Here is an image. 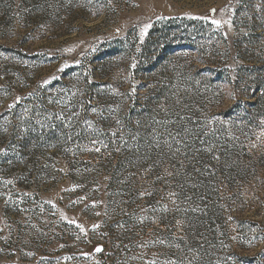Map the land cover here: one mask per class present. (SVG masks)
Wrapping results in <instances>:
<instances>
[{
  "label": "rangeland",
  "instance_id": "374dc122",
  "mask_svg": "<svg viewBox=\"0 0 264 264\" xmlns=\"http://www.w3.org/2000/svg\"><path fill=\"white\" fill-rule=\"evenodd\" d=\"M169 19L193 39L173 55L163 41L147 42L154 24ZM125 37V59L97 78L95 57ZM142 66L148 72L138 76ZM108 89L156 96L152 122L161 127L151 157L136 158L123 177L142 195L154 190L161 209L178 217L125 240L121 264H264V191L246 209L250 233L229 219L181 218L201 210L198 177L215 175L221 155L246 148L248 163L264 156V0H0V264H102L114 255L115 244L97 236L112 210L109 175L96 167L94 142L75 150L74 124L105 116L106 104L113 116ZM56 126L54 136L30 142L34 127L42 134ZM214 179L226 204L230 194ZM250 181L241 183L249 198L258 189ZM157 227L173 241L148 248Z\"/></svg>",
  "mask_w": 264,
  "mask_h": 264
},
{
  "label": "trees",
  "instance_id": "16d2710c",
  "mask_svg": "<svg viewBox=\"0 0 264 264\" xmlns=\"http://www.w3.org/2000/svg\"><path fill=\"white\" fill-rule=\"evenodd\" d=\"M177 22L178 20L176 19H169L163 23L154 24L148 33L147 42H150V45H152L157 44L158 40L163 41L166 53L170 55H173L174 51H176L177 46L180 45L177 43L180 40L192 43L193 39L189 35H184ZM172 30H175L176 33L168 32ZM126 40L127 37L112 40L105 45L102 53L95 57L97 65L94 67V70L98 73L97 78H103L106 72H110L112 61L117 56L121 55L125 59L124 45ZM147 54L148 50L145 49L144 55L146 56ZM87 60V57L84 58L83 66L89 64V60ZM155 60L153 58L152 62ZM79 70L83 69L79 68ZM134 72L139 76L144 72H148V67H138V69H134ZM111 90L108 89L105 96L114 98L116 107L112 110V117L108 114L109 111H107L106 104L104 105L106 109L105 116L99 115L94 121H91L92 118H87L88 121L86 120L83 124L78 120L74 121L77 129H80L78 145L75 147V150L82 149L81 152L86 153L84 149L86 145L84 144L94 142L96 148L101 152L98 155L99 160L96 162V167L109 175L106 191H108L107 198H109V203L112 205V210H110L108 218L97 236L105 240L106 244H115L113 256L107 253V255L101 256L103 258L102 264H107L109 260L112 264H121L122 262L119 261L118 257L120 256V252L122 253V250L125 248L123 247L125 240L138 238L140 235H144L148 229H154L151 225L153 220L157 221L159 225L164 226L166 220L174 223L178 217L177 214L172 216L169 212H164L161 209L155 200L154 190H150V192L142 195L140 187L135 184L133 177L128 176V183H126L123 177L128 169L136 167V158L140 157L139 160H141L151 157L148 146L149 143H153L157 128L160 129L161 127V125L152 122L155 119L153 105L156 96L147 98V95H134L126 90L113 95V91ZM154 93L159 94L160 91H154ZM57 128V126L54 128L47 127L42 130V134H37V129L34 127V129H31L33 130L34 137L30 142L36 143L38 139L44 138L47 135L54 136ZM75 131L77 132V130ZM59 133H61L62 138L60 144H63L61 148L67 147V135L61 128ZM116 136L118 137L116 140H122L118 146L115 145L117 143L115 140ZM71 151H68V154H71ZM159 155H161L159 157L160 161L164 162L170 154L165 152L159 153ZM250 155L249 152H246V148L245 153L240 152V150H233L221 155L215 175L206 176L202 174L198 177L200 183L197 186V192L198 197H200L201 210L197 213L183 212L185 215L181 218H193L194 216L199 219H208L213 221V223L229 219L237 229L244 232L251 231L252 222L247 220L245 213L247 212L246 209H253L254 205L261 200V195L264 191V156H259L256 163H248V159L252 157ZM215 177H218V185L224 188L227 195L230 194L226 204H224L225 201L221 200L218 195L219 191L212 183L213 180L216 181ZM247 180H251L250 185H248L249 187L252 188L254 186V188H258L255 193H252L253 196L250 198L244 194V190L241 187V183L247 182ZM157 183L159 184L158 180H154L151 184L156 185ZM142 203L146 205L145 211H142L138 207ZM142 214L147 216L148 219L143 218ZM110 216L113 218L110 219ZM254 224L257 227V224ZM155 231L152 232L147 241L143 242L148 248L149 246L152 249L168 246L173 241L172 238L166 239L167 236L164 235L165 231H162L160 227H157ZM171 237L173 236L171 235ZM137 246L139 245L135 247ZM104 251H106V248H104ZM221 261H224L223 257H215L211 261L207 260L201 264H217Z\"/></svg>",
  "mask_w": 264,
  "mask_h": 264
},
{
  "label": "snow or ice",
  "instance_id": "6c2138e0",
  "mask_svg": "<svg viewBox=\"0 0 264 264\" xmlns=\"http://www.w3.org/2000/svg\"><path fill=\"white\" fill-rule=\"evenodd\" d=\"M97 151H99V149H97ZM98 251L100 250V249H97Z\"/></svg>",
  "mask_w": 264,
  "mask_h": 264
}]
</instances>
